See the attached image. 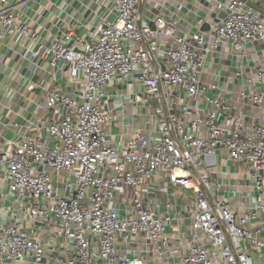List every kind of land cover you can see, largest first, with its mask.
<instances>
[{"label": "built area", "instance_id": "1", "mask_svg": "<svg viewBox=\"0 0 264 264\" xmlns=\"http://www.w3.org/2000/svg\"><path fill=\"white\" fill-rule=\"evenodd\" d=\"M102 1L92 38L72 39L42 38L21 4L0 0V38L25 42L47 79L65 81L45 87L42 116L0 145V260L41 264L56 252V264H264V93L254 86L264 67L238 94L259 112L251 124L202 78L221 47L241 67L247 46L264 44V0H210L223 17L183 36L161 12L143 22L142 0ZM117 122L130 126L127 138L113 139ZM227 163L237 168L238 182L222 186L231 197L213 182Z\"/></svg>", "mask_w": 264, "mask_h": 264}, {"label": "crops", "instance_id": "2", "mask_svg": "<svg viewBox=\"0 0 264 264\" xmlns=\"http://www.w3.org/2000/svg\"><path fill=\"white\" fill-rule=\"evenodd\" d=\"M21 6L18 8L20 19L30 28L36 30L42 38L63 36L71 33V38H92V33L100 26L102 18L106 15L107 4L102 0H16ZM157 12L173 19L178 35H191L195 32L206 31L207 22H218L223 13L218 12L210 0H142L140 15L142 21L149 23ZM204 21L203 24L198 23ZM26 43L23 41L6 40L0 38V145L12 139H19L21 125L26 119L42 116V104L45 99L43 89L52 84L56 88L65 90L63 76L58 73L47 79V65L41 59L33 58L26 52ZM264 67V44H249L246 56L241 61V67L231 56L228 49L221 47L211 54L207 60L202 75L207 82H218L230 100L233 112L243 107L245 120L248 124L258 121L257 108L246 100L243 105L238 100L240 92L248 93L250 80L254 72ZM240 72V77L236 74ZM254 86L264 93V81L255 82ZM109 105L112 114L121 122L119 112L122 107L117 90L108 89ZM126 105V114L131 109ZM137 124H140L138 120ZM136 124V126H138ZM130 132V126L125 122L122 125L112 126L110 134L113 139L122 138L121 134ZM218 166L213 176V182L218 186V194L230 196L224 187L235 185L237 168L228 164L225 168ZM225 171L228 172L225 175ZM247 183V181H243ZM224 186V187H222ZM5 192V185L0 180V193ZM38 237L47 241L52 239L50 232L40 226ZM56 252L51 253L52 259L41 264H56L54 258H61ZM63 258V257H62ZM61 258V259H62ZM64 259V258H63ZM0 264H33L31 261L0 260Z\"/></svg>", "mask_w": 264, "mask_h": 264}]
</instances>
